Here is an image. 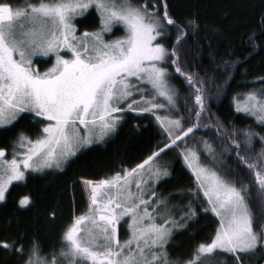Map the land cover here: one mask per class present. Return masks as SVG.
I'll return each instance as SVG.
<instances>
[{
    "label": "snow or ice",
    "instance_id": "6c2138e0",
    "mask_svg": "<svg viewBox=\"0 0 264 264\" xmlns=\"http://www.w3.org/2000/svg\"><path fill=\"white\" fill-rule=\"evenodd\" d=\"M93 7L98 27L77 35L74 17ZM114 25H121L124 35L106 40ZM198 29L199 17L179 20L167 0H0V125L25 111L45 118L35 139L18 136L10 159L0 147V201L26 170L61 169L93 137L103 139L115 131L128 111L152 113L165 134L162 146L133 167L85 180L87 209L65 228L58 251L53 247L41 254L40 241L33 238L25 257L22 234L0 239V247L19 255L22 264H202V254L215 250L232 254L234 264H245L258 244L264 248V148L255 157L241 155L259 134L246 131L241 142L235 130L229 132L211 118L205 99L211 90L221 91L217 78L185 67V42ZM38 53L55 54V63L44 72L33 65ZM178 79L186 85L182 103ZM236 105L264 125V91L249 92ZM201 127L214 128L220 143L207 136L197 140ZM177 141L184 144L183 160L195 177L191 194L197 207L218 218L210 242L199 243L188 259L171 258L167 245L173 229L195 213L191 207L177 212L170 207L171 198L157 192V182L169 175L157 164L159 154L170 146L180 148ZM233 151L252 181L233 174ZM253 184L259 218L251 207ZM19 203L28 204L29 197ZM122 220L124 239L118 228Z\"/></svg>",
    "mask_w": 264,
    "mask_h": 264
},
{
    "label": "trees",
    "instance_id": "16d2710c",
    "mask_svg": "<svg viewBox=\"0 0 264 264\" xmlns=\"http://www.w3.org/2000/svg\"><path fill=\"white\" fill-rule=\"evenodd\" d=\"M13 3L23 0H12ZM170 12L179 20L188 17H199V29L185 42L183 53L187 54L186 69L200 76L215 77V83L221 91L214 90L205 99L211 118L225 125L229 132L235 130L237 138L242 142L243 133L252 131L259 135L252 137L251 149L248 153L255 157L262 148L260 136H264L262 125L250 113L237 111L236 101L245 99L249 92L264 91V0H167ZM78 29L92 31L99 25V13L95 8L81 18L76 19ZM174 39V34H173ZM182 53V55H183ZM235 61V63H234ZM43 65H49L50 59H38ZM228 71H225V67ZM181 89V103L186 85L180 79L175 81ZM194 102V97L192 98ZM209 112L204 114L203 123L207 124ZM164 110L160 115H164ZM35 117L24 113L11 128H0V147L10 150L12 141L23 133L36 138L39 124ZM39 120V118H37ZM45 118H40V121ZM191 136V134H189ZM207 136L210 140L220 141L215 129L201 127L196 139ZM165 141V134L160 123L150 112L137 113L128 111L118 122L115 131L102 140L79 148L75 156L61 169H43L39 172L28 171L23 180L11 185L0 202V239L13 240L23 235L25 257L33 238L40 241L42 253H50L55 247L57 251L62 240V233L74 219V203L71 185L80 179L98 180L121 170L133 167ZM188 144L193 141L189 138ZM230 144V141H228ZM180 148L172 146L159 154L157 164L167 168L169 175L161 178L157 184V192L165 198H171L170 207L177 212L181 208L191 207L194 215H190L183 227L173 229V236L167 245V251L173 259H188L201 242H210L218 224L214 213L197 207L191 190L195 177L185 164L181 149L184 144L179 141ZM243 147V143H241ZM227 155V154H226ZM230 161L233 174L242 177L247 183L253 180L246 167L239 166L236 154L231 153ZM203 159V157H202ZM80 181L74 183L78 185ZM76 195L84 196L85 187H74ZM255 185H252L251 207L259 218L260 209L257 203ZM29 197V203L21 205L19 201ZM201 198L203 195L201 193ZM52 213H55L53 218ZM179 219V216H177ZM121 239L127 236V226L122 220L119 225ZM202 264H234L232 254L220 250L212 254H202ZM0 264H22V258L11 249L0 247ZM245 264H264V248L259 244L245 257Z\"/></svg>",
    "mask_w": 264,
    "mask_h": 264
},
{
    "label": "rangeland",
    "instance_id": "374dc122",
    "mask_svg": "<svg viewBox=\"0 0 264 264\" xmlns=\"http://www.w3.org/2000/svg\"><path fill=\"white\" fill-rule=\"evenodd\" d=\"M89 11V9L88 10H86L85 12H83L81 15H77V16H75L74 17V19H73V22L76 24V28H77V35H79V33H81V31L78 29V26H77V23H76V19H78V18H81V17H83L87 12ZM83 32V31H82ZM124 35V32L122 31V26L121 25H114V28H113V32L112 33H106L105 34V39L106 40H114V39H116L117 37H122ZM66 50L65 49H61V53H63V52H65ZM50 58H52V62L49 64V65H43V64H41L40 62H38V59H50ZM32 60H33V65H34V67L35 68H38L39 69V71H41V72H44V71H46L47 69H49V68H51L52 67V65L55 63V54L54 53H49L47 56H44L43 54H37V55H35V56H33L32 57ZM258 93H260V92H258ZM244 99H242V101H243ZM24 113H27V114H31L32 116H34L36 119H35V122L37 123V124H39V133L42 131V127H43V125L40 123V118H43V117H36L33 113H31V112H29V111H25V112H22V113H19L18 115H17V118L15 119V120H13L11 123H9V124H5V125H0V128H11L13 125H14V123L24 114ZM37 118H39V120L37 119ZM106 137V136H105ZM104 137V138H105ZM34 139V138H33ZM183 139V138H182ZM99 140H102V139H96L95 137H93V141H92V143L93 142H96V141H99ZM15 141V139H13V141H12V145H13V142ZM179 141H177V143H178ZM91 143V144H92ZM87 145H89V144H86V145H84V146H87ZM84 146H82V147H80V148H83ZM170 147H172V146H170ZM169 147V148H170ZM5 149V148H4ZM166 149H168V148H166ZM166 149H164V150H166ZM78 150H79V148H78ZM77 150V151H78ZM11 151H12V148L10 149V150H8V149H5V158H8V159H10L11 158ZM28 171H30V170H26V173H25V175L27 174V172ZM77 181H80V183L78 184V185H75V186H77V187H80V188H82V187H85L86 189H87V193L84 195V196H81V195H76V192L74 191V183L75 182H77ZM77 181H75L72 185H71V192H72V197H73V203H74V217L75 216H77V215H80L81 213H83L84 211H86V209H87V205H88V203H89V192H90V189H88L87 187H86V185H85V179H80V180H77ZM15 182H18V181H13L9 186H8V190H9V188L11 187V185L13 184V183H15ZM7 190V191H8ZM7 191H6V193H7ZM6 195V194H5ZM1 202V201H0ZM118 228H119V226H118ZM215 251H217V250H215ZM214 251V252H215ZM221 251V250H220ZM212 254V253H211Z\"/></svg>",
    "mask_w": 264,
    "mask_h": 264
}]
</instances>
